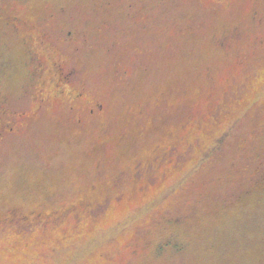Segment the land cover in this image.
<instances>
[{
  "label": "rangeland",
  "instance_id": "obj_1",
  "mask_svg": "<svg viewBox=\"0 0 264 264\" xmlns=\"http://www.w3.org/2000/svg\"><path fill=\"white\" fill-rule=\"evenodd\" d=\"M0 218V264H264V0H0Z\"/></svg>",
  "mask_w": 264,
  "mask_h": 264
},
{
  "label": "trees",
  "instance_id": "obj_2",
  "mask_svg": "<svg viewBox=\"0 0 264 264\" xmlns=\"http://www.w3.org/2000/svg\"><path fill=\"white\" fill-rule=\"evenodd\" d=\"M61 67V66H60ZM52 72L54 73V81L56 82V89H57V92H58V94L59 95H61V96H66L69 100H72V104H71V109H73V108H75L76 109V111L78 112V111H80V110H82V106H81V104L79 103V101H77V94L78 93H80V92H83V90H81V89H79V88H77V87H75V86H69V87H67L68 85H67V83H68V75H66V74H64L63 72H62V68H58V67H56V68H54L53 70H52ZM58 82H59V84H58ZM67 85V86H66ZM66 97H64V98H66ZM68 99H66V100H68ZM80 100V99H79ZM73 103L74 104H77V105H73ZM78 104H80V106L78 105ZM95 104H101V103H95ZM95 104H93L92 106H94ZM98 108V106H96L95 107V109H97ZM82 112V111H81ZM85 112V111H84ZM95 113V112H94ZM139 113H142V110H141V108H140V111H139ZM79 118H80V115H78V117L76 118V122L77 123H79L80 125H82L81 124V122H79ZM83 125H85V124H83ZM144 129V127L143 128H141V130H143ZM167 149V150H166ZM171 150H172V148L170 147V145H168V147L167 148H164V150H162L159 154H157V156H155L154 158V161L153 162H148L146 165H144V166H142L141 168L143 169V168H145V169H147V167L149 166V165H152V164H154V162H158L159 161V159L160 160H162L163 158H166V155L167 154H169L170 152H171ZM177 157H179V155H177ZM142 171V170H141ZM144 172V171H143ZM146 184V183H145ZM80 206H72L71 208L69 207L68 209H66L65 211L67 212V211H69V213L71 212V211H73L74 209H75V212H77L78 210H80V214L81 213H83L84 211L83 210H88L89 209V207L91 206V203L90 202H88V200H85V199H82L79 203H78ZM83 206V207H82ZM83 209V210H82ZM11 216H8V218H10ZM8 218H4L6 221H10ZM18 218V217H17Z\"/></svg>",
  "mask_w": 264,
  "mask_h": 264
},
{
  "label": "flooded vegetation",
  "instance_id": "obj_3",
  "mask_svg": "<svg viewBox=\"0 0 264 264\" xmlns=\"http://www.w3.org/2000/svg\"><path fill=\"white\" fill-rule=\"evenodd\" d=\"M10 18H16V19L20 20V23L23 22V23L20 24L21 26H23V24L27 23L26 21H23L22 18L20 19L18 16L12 15V16H10ZM40 42L43 43L42 40H40ZM38 60L44 61V58H42V59L39 58ZM52 65H54V68H56V67L62 68V67H60L58 65L57 62H52ZM40 67H43L42 64L40 65ZM44 67L41 68V70H44ZM83 93L84 92H80V93L77 94V98H76L77 101L80 98H82ZM96 106H98L97 109H95ZM101 109H102V104H95L94 106L90 105L86 112H88V116L93 117L94 114L96 113V111L101 110ZM77 117H78V115L75 118H77ZM87 119H89V118L85 117L84 115H82V116L80 115L79 122H81V124L83 125V124L86 123ZM67 213H69V211H67V212L64 211L62 213H60L59 211H54L53 213H50L48 215H43L41 212H37V213H33V214H25V215H23L21 217V221L23 220V222H27V221L28 222H31V221L37 222L39 220H42V221H45L46 225L49 224V223L50 224L51 223L54 224L58 219L63 218L64 216H66ZM18 220H20V218H16V221H18ZM0 222L4 223V224L11 223L10 221H6L4 218H0Z\"/></svg>",
  "mask_w": 264,
  "mask_h": 264
}]
</instances>
